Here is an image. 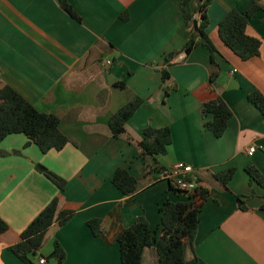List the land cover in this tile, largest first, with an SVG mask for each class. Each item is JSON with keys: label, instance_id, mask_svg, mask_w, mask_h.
<instances>
[{"label": "crops", "instance_id": "1", "mask_svg": "<svg viewBox=\"0 0 264 264\" xmlns=\"http://www.w3.org/2000/svg\"><path fill=\"white\" fill-rule=\"evenodd\" d=\"M69 2L82 22L58 0H0V90L11 86L40 112L58 116L69 139L62 150L48 153L23 134L1 143L7 155L0 156V217L9 230L0 239V264H25L11 247L56 197L61 210L75 215L62 227L52 226L42 249L30 255L33 264L41 258L45 264H122L116 238L124 229L144 215L158 240L166 202L189 200L157 177L177 162L193 166L208 191L187 264H264V189L250 185L246 171L252 163L264 174V116L248 100L254 91L264 94V45L259 57L243 61L218 33L232 9L246 13L255 2L264 7V0H214L208 8L207 32L221 70L206 47L185 51L191 32L181 0ZM201 3L191 0L194 13ZM195 17L199 21L200 13ZM248 34L264 41V8L250 19ZM164 70L170 74L165 81ZM219 71L215 86L210 78ZM233 77L236 88L230 89ZM121 82L125 89L116 87ZM218 95L234 113L222 138L205 127L213 116L203 112ZM137 97L145 103L126 132L113 136L110 119ZM149 126L172 132L168 153L156 159L140 147ZM252 146L258 150L250 156ZM38 164L66 180L64 192L38 172ZM229 168L236 174L225 186L216 175ZM118 169L137 179L135 194L115 186ZM239 197L247 210L239 208ZM92 219L104 221L99 237L88 226ZM55 241L66 252L64 262L51 258ZM143 264H160L156 244L145 250Z\"/></svg>", "mask_w": 264, "mask_h": 264}, {"label": "trees", "instance_id": "2", "mask_svg": "<svg viewBox=\"0 0 264 264\" xmlns=\"http://www.w3.org/2000/svg\"><path fill=\"white\" fill-rule=\"evenodd\" d=\"M60 7L72 18L82 22V16L74 9L69 0H58ZM214 0H201L197 12L191 9V0H181L180 8L183 14L186 28L191 32V37L185 45V51L190 54L196 48L206 47L211 53V60L218 68V52L214 42L210 38L207 29L210 20L207 15L208 8ZM263 6L255 2L246 12L240 13L237 9H232L219 23L218 33L223 43L241 60L248 61L259 57L264 41L248 34L250 19ZM200 13L198 21L199 29L194 30L195 14ZM121 19H129L128 12L121 15ZM221 70V68L219 69ZM168 71L163 72L164 81L169 78ZM220 71L213 74L210 81L217 86ZM116 87L125 89V83H118ZM248 100L258 108L264 116V94L254 91L248 95ZM145 103V100L137 97L122 107L109 122L113 136L118 137L126 132L127 122ZM203 112L212 115L213 119L205 123V127L213 132L217 138H222L226 133L229 122L234 116L232 109L221 96H216L213 100L204 104ZM61 120L55 114L40 112L20 93L11 86H5L0 90V145L10 135L23 134L30 144H35L43 153L52 150H62L69 139L60 129ZM173 143L172 132L169 127L156 129L147 127L144 130V139L140 147L144 156L156 159L158 156L166 155L168 148ZM7 155L0 149V156ZM38 172L48 178L60 192H64L67 182L62 177L49 170L47 167L38 164ZM250 177V185L257 184L264 189V174L254 165L250 164L246 169ZM236 174L235 168H229L217 173V179L227 186ZM113 183L125 195L135 194L139 189V182L126 169H118L113 178ZM171 191L180 196H189L186 202L168 201L162 211V233L158 240L154 239L150 223L142 215L136 218L134 223L124 229L116 238L120 247V258L122 264H143L145 250L157 245V252L160 264H187V251L194 249L195 239L200 224V212L203 203L207 199L208 191L202 188L193 193L177 190L170 184ZM253 193L246 197L253 198ZM239 197L238 206L241 210H247V201ZM260 212L264 213V204L260 207ZM75 215L74 210H61L60 198L54 200L30 223L21 235V241L11 247L14 255L25 264H33L30 255H36L44 246L48 233L54 224L62 227L66 225ZM88 226L93 234L101 236L104 231V221L92 219L88 221ZM9 230V225L0 217V239ZM51 258H56L60 262L66 260V252L58 241L54 243V251Z\"/></svg>", "mask_w": 264, "mask_h": 264}, {"label": "built area", "instance_id": "3", "mask_svg": "<svg viewBox=\"0 0 264 264\" xmlns=\"http://www.w3.org/2000/svg\"><path fill=\"white\" fill-rule=\"evenodd\" d=\"M112 62L107 61L106 65H110ZM258 148L252 146L248 149V154L253 156L257 152ZM160 180L167 181L172 184L177 190L193 193L197 190H201L203 187L197 177L195 168L185 162H177L169 168L160 170L157 174ZM189 198V196H187ZM40 264H45L46 259L41 258Z\"/></svg>", "mask_w": 264, "mask_h": 264}, {"label": "water", "instance_id": "4", "mask_svg": "<svg viewBox=\"0 0 264 264\" xmlns=\"http://www.w3.org/2000/svg\"><path fill=\"white\" fill-rule=\"evenodd\" d=\"M198 29H199L198 20H195V21H194V30H195V31H198ZM236 83H237V81H236V79L233 77V78L231 79V81L229 82V85H228V86H230V89L236 88V87H233L234 85L236 86ZM225 88H226V86H225Z\"/></svg>", "mask_w": 264, "mask_h": 264}]
</instances>
